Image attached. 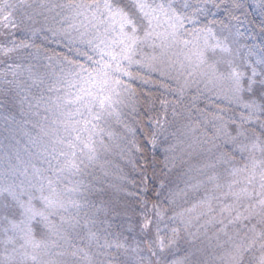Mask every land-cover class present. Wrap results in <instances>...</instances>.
<instances>
[{"label":"snow or ice","instance_id":"snow-or-ice-1","mask_svg":"<svg viewBox=\"0 0 264 264\" xmlns=\"http://www.w3.org/2000/svg\"><path fill=\"white\" fill-rule=\"evenodd\" d=\"M211 8L228 21H220L219 33L215 20L204 23L200 19ZM246 9L254 10L251 16ZM255 10L264 17V0L253 4L215 0L211 5L204 0L202 6L189 0H0L3 55L31 47L14 38L15 29L35 23V17L44 12L52 14L51 21L58 27L48 31L64 48L63 53L47 57L49 64L43 72L27 68L30 84L17 79L19 64H6L0 77L25 93L22 103L27 101L29 108L25 123L34 118V126L40 127L49 145L45 147V171L33 168L31 179L17 184L6 178L0 183V244L4 247L0 264H64L69 254L80 264H93V255L76 246L77 241L91 246L99 239L91 229L102 209L88 201L86 193L92 188L85 177L91 175L90 168L106 167L107 162L101 161L119 147L116 141L124 145L121 157L129 152L143 155L135 139L139 130L129 126L122 109L131 106L136 94L133 84L148 88L155 81L178 102L192 93L188 123L182 128H175L168 119L170 107L173 117L177 112L167 100L161 101L162 114L150 118L148 143L163 157L162 176L170 171L172 157L181 145L190 158L203 160L189 169L191 175L179 192L163 182L159 185L148 264H205L198 258L201 250L189 251L188 247L183 248L182 259H174L182 242L192 245L201 240L220 252L212 264H245L246 256L250 264H264V57L255 64H237L229 37L223 35L233 28L239 34L237 25L244 20L252 24ZM260 26L264 30V20ZM30 31L35 36L44 29ZM9 74L13 80H7ZM33 88L36 92L28 96ZM201 98L226 101L242 114L233 113L227 121L215 117L213 129H208L211 135L205 132L189 139V131L204 125L205 113L197 108ZM116 126L123 136L112 130ZM178 195L194 202L175 212ZM98 247L103 253L112 245L106 241Z\"/></svg>","mask_w":264,"mask_h":264},{"label":"trees","instance_id":"trees-1","mask_svg":"<svg viewBox=\"0 0 264 264\" xmlns=\"http://www.w3.org/2000/svg\"><path fill=\"white\" fill-rule=\"evenodd\" d=\"M199 2L203 3L204 0H199L197 3ZM206 2L211 5L215 0H206ZM221 2L228 3V0H221ZM244 2L245 4H253L250 0H244ZM218 11L219 10L216 8H211V12L206 13V17L203 16L202 19H204L206 23L215 20L216 26L220 25L223 27L220 21H223L224 24H227L228 21L223 14L217 15ZM246 11H248L249 16H251L252 11L254 10L246 9ZM261 20L262 18L256 13L252 24H249L248 20H244L242 25H237L240 29L239 34L236 33L235 28L231 31L232 36L236 39L238 37V44L240 46L239 54H241V64L243 65L245 63L254 64L256 54H260V52H254L253 42H255L259 50L264 54V30H262L260 26ZM22 28L23 27L15 29L17 34L14 38L18 42L23 41V43L31 45V47L24 49L25 52L27 50L31 52H42L44 54V59L56 53H63V44H56L58 43L55 41L56 39H53L54 42L50 41V43H47V40H43L42 33L37 35L36 38L30 39L32 32L30 31L29 33L22 34ZM0 32H3L1 25ZM2 43L3 40L0 39V44ZM24 51H15L9 56H5L0 52V77L3 76V73L6 71V64L9 63L19 64L21 66V75L17 79L19 81H25L28 84L31 83V81L27 80V68L29 66H32L34 70L38 68L41 72L44 71V65L42 63L31 62L36 54L32 60L28 61V55ZM243 69L249 71L248 69ZM7 80H13L11 74L7 76ZM134 87L136 92L135 99L137 102L136 110L137 113H139V115L136 114L134 121V124L136 125L135 127L139 130L136 132L135 139L140 145L143 155H140L139 153L132 154V157H130L131 162L122 160L121 163L115 162V165H111L108 169L107 167L105 168L107 170L105 172L107 174L105 175L104 173L105 178L108 176L112 177L110 174H115L116 179L119 178L123 188L126 189V201L124 200L121 202L125 207L122 209L127 210L128 212H121L120 214L115 211H108L104 225H107L106 229L111 232H108L104 239L105 242L107 241L110 243L112 247L104 249L103 253H100L97 256V259H99L97 262L98 264H148L150 241L154 236V231L151 225L147 229H142V225L148 222L147 215L150 213V215H152V213H154L153 205L157 204L155 193L162 182L168 185V189L176 192L184 189L179 182L183 178L185 171L184 161L188 158L186 157L185 152H182V148H177L176 153L172 157L173 163L169 165L170 171L167 175L162 176L161 161L163 160V157L154 151L151 144L148 143V141L151 140L149 131V124L151 123L150 118L162 114L163 110L161 109V101L165 100L162 98L163 94L159 91V93L154 95L158 89L156 91H147L145 90L147 88L141 87L139 84L134 85ZM35 92L36 89L33 88L32 92L26 94L31 96ZM24 95L25 93H22L17 89L14 84L7 85L4 83L3 79H0V125L7 124L10 126V120H12L17 125V129H15L13 133H16V131L18 133H27L26 126L35 123L34 118L31 123H25L28 118L27 113L29 112V108L27 101L22 103ZM149 109H154V111H149ZM145 112H148L147 117L144 115ZM171 116L172 108L170 107L168 110V119H171ZM24 124H26V126ZM10 143L15 145L13 139ZM184 157L186 158L184 159ZM237 158L239 159L238 155ZM181 162L183 165H180ZM109 171L112 173H109ZM178 175L180 176L178 177ZM101 195L105 196L104 193ZM165 206L168 205H164L163 207ZM131 219L133 220L132 224L135 228L132 233L129 232ZM209 235H212V233L210 232ZM117 244L121 245V247L117 248ZM184 247H188L189 251L200 249L201 252L198 253V258L203 259L205 264H212L210 254L213 255L212 257L220 256V252L209 246L207 240H201L195 241L192 245H185L182 242L181 251L178 256L174 257V259L179 260L183 258L185 255V252L183 251ZM247 257L249 256H246L245 258ZM152 259L153 261L155 260L154 257Z\"/></svg>","mask_w":264,"mask_h":264},{"label":"rangeland","instance_id":"rangeland-1","mask_svg":"<svg viewBox=\"0 0 264 264\" xmlns=\"http://www.w3.org/2000/svg\"><path fill=\"white\" fill-rule=\"evenodd\" d=\"M198 1L199 0H189V2L191 4H193L194 6H196V5L202 6V2L197 3ZM250 1L252 3L255 2V0H250ZM31 2H33V0H29V3H31ZM21 11H24V10L22 9ZM28 11H31V10H28ZM255 11L260 16V13L258 12V10H255ZM51 15L52 14H50V13L44 12L43 15L35 17V20H36L35 23L28 22L24 25H21L19 28L23 27L21 29V30H23V32L22 31H20V32H22V34H24V33H29L30 29L39 30V29L43 28L44 33L41 31H38L37 35L42 33L43 34L42 38H43V40H47L46 41L47 43H50V41L54 42L53 39L54 40L56 39L55 41H57L58 38L54 37L52 35V33L48 31L49 28L58 27V25L54 24L51 21ZM17 16L19 17V13L17 14ZM45 16L49 17V19L47 21H45ZM202 17L203 16L200 17L201 21L206 23L204 21V19H202ZM261 18H262V20H264V17H261ZM1 27H2V25H1ZM221 29H222V27L220 25L219 26L215 25V30L217 31V33H219ZM37 35L30 36V39L36 38ZM223 35H226L229 37V44L233 50V56L235 57L237 64L240 65L242 62V57H241V54H239L240 46L238 44V37L236 39L234 36H232V33L230 34L227 31H225L223 33ZM48 38H49V40H48ZM56 44H59V43H56ZM20 50L24 51V49H19L17 51H20ZM253 50L256 53L260 52L261 56L264 57V54L261 52V50H259V48L255 44V42H253ZM63 51H64V49H63ZM25 53H27V55H28V61L32 60L36 54L35 58L31 62L42 63L44 65V67L49 64L48 59L43 58L44 54L42 52H31V51L27 50ZM260 54H256L254 64L262 58L260 56ZM51 56H54V55H51ZM26 60H27V58H26ZM241 66H243V64H241ZM44 67H43V70H44ZM241 70H244L243 67H241ZM257 70L259 71V68ZM138 84H139V82L133 84L132 87L135 88L134 85H138ZM173 87H174V85H173ZM157 89H158V91H156ZM145 90L156 91L154 93V95L159 93V91H160L163 94L162 98L167 100L171 105L175 106L177 115L175 117L171 116V119H169L173 122L175 128H182V126L184 124L188 123V118L190 115L188 105H189V102H190L191 97H192L191 92H187L185 94V98L183 99V101L178 102L176 96L168 95V94L164 93L162 89L159 88V82L158 81H155L153 85H150ZM218 94L219 93H216V94L210 93V95H218ZM136 105H137V102H136V99L134 96L132 101H131V106L124 107L122 109V111L125 114V119L129 123V126L135 128V129H137V127H135L136 125L134 124L136 114H137ZM133 108H134V111H133ZM184 108H186V109H184ZM197 108L200 109L201 112L205 113L202 116V119L204 121V125L201 126L200 129L196 132L189 131L187 134L189 139L200 138L204 135L205 132H207L208 135H211V132L208 131V129H213V127H214L213 121H214L215 117L223 116V119L225 121H227L228 116L232 115L233 113H235L236 115L242 114L239 109L235 108V106L229 107V105L226 101L222 102V103H217L215 100H206V99L201 98L200 102L197 104ZM217 109H223L224 111H223V113H221V112L217 111ZM192 115L194 116L195 114H192ZM10 122H11L10 126L7 124L0 125V183H4L6 178H7L8 182H11L14 179L15 182L17 184H19L21 180L31 179V174H32L33 168L40 169L41 171H45V169L48 168V164H47L46 159H45V157L47 156V152H45V147L49 146L48 145V138L41 136L40 127L34 126L35 123L32 125H28V126H26V124H24L27 127V129H26L27 133H25V132L18 133L17 131H16V133H13L15 131V129H17V125L12 120H10ZM29 123H31V122H29ZM228 123H230V121ZM215 125L219 126V121H215ZM193 126H195V125H193ZM21 128H22V126H21ZM112 130L114 132H117V134L120 136L124 135V133L120 130V126H116ZM228 130L232 131L231 129H228ZM249 131L251 132L253 130L249 129ZM232 134L235 135V132L233 131ZM131 138L132 137L129 135L128 139H131ZM12 139L15 141V145L10 143L12 141ZM33 141H36V143H33ZM115 143L119 144V147L114 148V150L110 154H107L105 156L104 160L101 161L102 163L107 162V164H106L107 169L111 165H115V162L121 163L122 160L130 161L131 160L130 157H132V154H133V153L129 152L125 155L126 157L125 156L121 157L120 156V150H121V148L124 147V145L120 144L119 141H116ZM217 143H219V141ZM180 147L183 149L184 145H181ZM226 150L230 151V149H226ZM182 152H184V151H182ZM186 157L188 159H186L184 161L185 168L183 167L185 169V171L183 174V178L179 182V184L182 185L184 188H185V181L188 180L189 176L191 175V173L189 172V169L199 166V164L203 160V157H199V156H192L190 158L186 154ZM186 157H184V159ZM236 158H237V156H236ZM53 163H55V161H53ZM241 163H242V161H241ZM180 165H183V163L181 162ZM105 168L103 170H101L100 168H95V169L90 168L88 171H89V173H91V175H86V177H85V183L88 184L92 188V191L86 193L88 201L91 203H94L96 208L102 209L101 211L96 213V215H95V227H93L91 229V231L96 232L98 234L99 239H98V241L93 242L91 244V246L87 245V241H85L84 243H80L79 241H77V243H76L77 247L84 248L85 251H87L91 255H93V264H98L97 262L99 261V259H97V256L101 253V249L98 247V245H104L105 244L104 243L105 242V239H104L105 235H107L108 232L109 233L111 232L110 230L106 229L107 225H104L105 224V217H106V215H108V211H115L116 213H120V214H121V212L122 213L128 212L127 210L122 209L125 207L121 202V201H124L126 199L125 198V195L127 194L126 189L123 188L119 178L116 179L115 174H113V175L110 174L112 177L108 176L107 178H105L104 173L107 171ZM13 169L16 170L15 177H13V175H12ZM25 169H27V175L24 174ZM109 173H112V172L109 171ZM48 174L49 173L45 172V175H48ZM179 176L180 175H178V177ZM103 193L105 194V196L101 195ZM189 195H191V194H189ZM8 199L10 200V198H8ZM193 202L194 201H192L191 199H189L187 202H185L184 197L182 195H178L176 197V203H175V206L173 208V211L180 212V211L184 210L185 208L189 207ZM118 204H119V206H118ZM121 204L123 207L121 206ZM37 207H39V204H37ZM165 207L167 208L168 206H165ZM150 214L147 215V221H152L151 227H153V231H154V235H155V231H156L155 215H154V213H152V215H150ZM171 214H172V212L170 211L168 213V215H171ZM132 221L133 220L131 219L130 220L131 225H129V227H130L129 232H131V233L133 232V229H135L134 225L132 224ZM252 223H255V221H252ZM160 227L163 228L164 224H161ZM37 238H39V237H37ZM8 251L11 253V246L9 247ZM71 251H72V249L69 248L68 252L70 253ZM3 253H4V247L2 244H0V258H2ZM256 255L258 256L259 252H257ZM212 256L213 255L210 254V259L213 260ZM215 258L218 260L219 257H215ZM17 259H18V257H17ZM64 264H80V261L78 259L73 258L69 254V255H66L64 257ZM245 264H250V256L245 258Z\"/></svg>","mask_w":264,"mask_h":264}]
</instances>
